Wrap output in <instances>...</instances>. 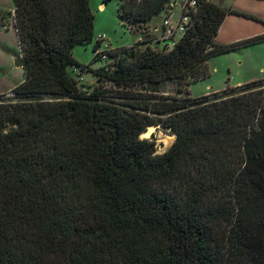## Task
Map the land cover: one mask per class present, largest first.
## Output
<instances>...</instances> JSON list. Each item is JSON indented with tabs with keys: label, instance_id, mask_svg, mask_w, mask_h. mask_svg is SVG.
Returning <instances> with one entry per match:
<instances>
[{
	"label": "trees",
	"instance_id": "trees-1",
	"mask_svg": "<svg viewBox=\"0 0 264 264\" xmlns=\"http://www.w3.org/2000/svg\"><path fill=\"white\" fill-rule=\"evenodd\" d=\"M167 1L119 0L120 23L144 35ZM12 3L23 81L0 95V264H264V79L210 103L159 95L264 42H215L247 15L201 1L171 50L137 42L91 71L71 53L93 39L88 0ZM150 127L174 136L162 154Z\"/></svg>",
	"mask_w": 264,
	"mask_h": 264
},
{
	"label": "rangeland",
	"instance_id": "rangeland-1",
	"mask_svg": "<svg viewBox=\"0 0 264 264\" xmlns=\"http://www.w3.org/2000/svg\"><path fill=\"white\" fill-rule=\"evenodd\" d=\"M209 1L226 9L239 10L238 12L250 16L226 17L220 33H217L216 43L230 42L236 38L237 40L232 42L235 43L264 34V0ZM101 2L102 0H88L89 9L93 15L92 41L87 45L74 46L71 50L75 61L80 65L88 66L91 71L103 66L98 60H93L92 48L95 38L103 37L111 48L116 49L137 43L138 38L143 35L140 30L128 29L125 22L123 26L121 25L117 14L119 0H110L104 5ZM99 5L103 6L102 10L98 9ZM161 22L162 18H153V21L146 24L147 28L143 32L147 33L150 25H160ZM146 37L149 38L147 35ZM207 67L209 75L205 79L191 83L187 88H183L181 93L177 92V82L169 81L160 87L159 95L193 99L206 96L209 98L208 103L222 97L226 83L235 84L234 82L238 81L239 77L257 74L256 72L261 68L264 70V42L239 48L229 54L212 57L207 61ZM82 78L80 85L90 91L95 85V77L91 72H88L83 73ZM230 89H234V87L227 86L226 95L233 93ZM10 93L8 92L2 97H12ZM140 139L153 140L156 154H162L172 145L174 136L159 127H152L150 134L146 137L140 136Z\"/></svg>",
	"mask_w": 264,
	"mask_h": 264
},
{
	"label": "built area",
	"instance_id": "built-area-1",
	"mask_svg": "<svg viewBox=\"0 0 264 264\" xmlns=\"http://www.w3.org/2000/svg\"><path fill=\"white\" fill-rule=\"evenodd\" d=\"M201 1L208 0H168L158 16L162 18L160 25L148 26L147 33L144 31V35L140 34L142 36L138 38L137 42L146 43L149 47L157 50H171L189 28L192 14L196 12ZM10 22L13 25V12L10 14ZM95 43H97V48L94 56L105 61L107 59L106 53L114 48H111L100 36L95 38ZM76 73L79 74L77 71ZM77 80L81 82L82 76H78Z\"/></svg>",
	"mask_w": 264,
	"mask_h": 264
},
{
	"label": "crops",
	"instance_id": "crops-1",
	"mask_svg": "<svg viewBox=\"0 0 264 264\" xmlns=\"http://www.w3.org/2000/svg\"><path fill=\"white\" fill-rule=\"evenodd\" d=\"M98 9L102 10L103 6L99 5ZM12 12H13L12 0H0V95L7 94L15 86H17L23 81V72L20 63L18 66L14 64V61L16 59L19 60V43L17 40L15 29L10 22V14ZM229 16L238 17L237 15H232V14H228L226 17ZM223 23L224 20L218 30L219 33ZM234 39L235 40H232L230 42H221V43L231 44L233 41L237 40L236 38ZM215 42H216V37H215ZM262 69L263 68L257 71L256 72L257 74H247L246 76L237 78L238 81L234 82L235 84L231 85L226 83V86L238 87L252 81L263 80L264 70Z\"/></svg>",
	"mask_w": 264,
	"mask_h": 264
},
{
	"label": "bare ground",
	"instance_id": "bare-ground-1",
	"mask_svg": "<svg viewBox=\"0 0 264 264\" xmlns=\"http://www.w3.org/2000/svg\"><path fill=\"white\" fill-rule=\"evenodd\" d=\"M151 128L152 127L148 128L146 132H144L143 134H141V136H143V137L148 136L150 134V132H151Z\"/></svg>",
	"mask_w": 264,
	"mask_h": 264
},
{
	"label": "water",
	"instance_id": "water-1",
	"mask_svg": "<svg viewBox=\"0 0 264 264\" xmlns=\"http://www.w3.org/2000/svg\"><path fill=\"white\" fill-rule=\"evenodd\" d=\"M14 64H15L16 66H18V65H19V60L16 59V60L14 61Z\"/></svg>",
	"mask_w": 264,
	"mask_h": 264
}]
</instances>
